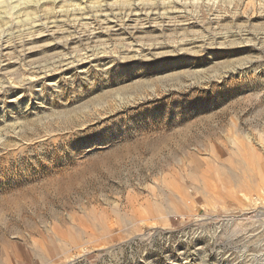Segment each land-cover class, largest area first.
<instances>
[{"label":"rangeland","instance_id":"obj_1","mask_svg":"<svg viewBox=\"0 0 264 264\" xmlns=\"http://www.w3.org/2000/svg\"><path fill=\"white\" fill-rule=\"evenodd\" d=\"M19 40L0 92L55 85L0 99V264H264V0H0Z\"/></svg>","mask_w":264,"mask_h":264},{"label":"bare ground","instance_id":"obj_2","mask_svg":"<svg viewBox=\"0 0 264 264\" xmlns=\"http://www.w3.org/2000/svg\"><path fill=\"white\" fill-rule=\"evenodd\" d=\"M50 1H54V0H50ZM136 4V3H135ZM142 4V3H141ZM100 5V4H99ZM137 5V4H136ZM145 5V4H144ZM148 5H150V4H148ZM158 5H161V4H158ZM163 5V4H162ZM90 6V5H89ZM98 6V5H97ZM108 6V5H107ZM143 6V5H142ZM155 6V5H154ZM132 7V6H131ZM147 7V6H146ZM152 7V6H151ZM155 7H157V6H155ZM100 8V7H99ZM109 8H110V6H109ZM140 8V7H139ZM148 8H149V6H148ZM89 9H90V7H89ZM88 9V10H89ZM113 9V8H112ZM136 10H137V8H135ZM104 10H106V9H104ZM103 10V11H104ZM111 10V9H110ZM109 10V11H110ZM140 10V9H139ZM143 10H144V8H143ZM156 10V9H155ZM92 11V10H91ZM97 11V10H96ZM103 11H102V13H103ZM120 11V10H119ZM164 11V10H163ZM163 11H162V16H163V14L165 13V11H164V13H163ZM167 11V10H166ZM55 12V11H54ZM54 12H51V13H49V14H51V16H52V13L54 14ZM65 12V11H64ZM114 12V11H113ZM138 12V11H137ZM146 12V11H145ZM149 12H150V10H149ZM156 12L158 13V10H156ZM46 13V12H45ZM58 13V12H57ZM66 13V12H65ZM100 13V11L98 12V14ZM107 13V12H106ZM117 13V12H116ZM120 13V12H119ZM127 13V12H126ZM128 13L130 14V12L128 11ZM138 13H140V12H138ZM151 13V12H150ZM161 13V12H160ZM160 13H159V15H160ZM44 14V13H43ZM49 14H47V15H49ZM69 14V13H68ZM67 14V15H68ZM90 14V13H89ZM114 14V13H113ZM128 14V15H129ZM133 14H136V13H133ZM132 14V15H133ZM45 15V14H44ZM59 15V14H58ZM60 15H62V14H60ZM64 15H66V14H64ZM70 15H73V14H70ZM95 15V14H94ZM100 16H101V14H99ZM103 16L104 15H106V14H102ZM120 15V14H119ZM131 15V14H130ZM137 15V14H136ZM149 15V14H148ZM158 15V16H159ZM160 15V16H161ZM165 15V14H164ZM40 16V15H39ZM157 16V15H156ZM40 17H42V16H40ZM50 17V16H49ZM54 17V16H53ZM56 17V16H55ZM64 17V16H63ZM67 17V16H66ZM77 17V16H76ZM102 17V16H101ZM69 18V17H68ZM74 18H75V16H74ZM73 17L69 20V22L68 23H65L64 24V27L65 28H57V29H54V27L56 26V25H51L52 23H54V22H56V20H53V19H51V20H47L46 22H44V23H41V24H39V26L40 25H44L45 26V24H46V30H45V32H47L48 33V36L49 35H66L65 36V41H63L62 42V45H63V49H64V52H63V57L61 58V59H59V61H60V67H62L61 68V72H64V70H66V69H69V68H72V67H76V68H83L82 69V71L84 72V67H85V64H90V63H92L93 61H95L99 56H100V54L102 53V52H100V51H96V50H94V49H92V48H90L89 47V45H87V46H85V55H81V54H79L78 53V51L75 49V48H73L72 46H71V43H72V41L73 40H79V41H88V40H90V36H89V34H87V33H83V34H81V33H79L77 30L78 29H76V28H78V27H75V20H76V18L74 19ZM126 18H129V16H127ZM147 18V17H146ZM158 18V17H157ZM164 18V17H163ZM44 19V18H43ZM87 19H89L88 17H87ZM93 19H96V18H93ZM99 19H101V18H99ZM104 19V18H103ZM105 19H109L110 20V18H105ZM104 19V20H105ZM119 19V18H118ZM131 19V18H130ZM155 19V18H154ZM34 20V19H33ZM32 20V21H33ZM37 21L39 20V19H36ZM66 20V19H65ZM68 20H66V21H68ZM137 20V19H136ZM43 21V20H42ZM44 21H45V19H44ZM63 21V20H62ZM65 21V22H66ZM95 21V20H94ZM124 21H126V19L124 20ZM133 21V20H132ZM138 21V20H137ZM163 21V20H162ZM161 21V22H162ZM34 22V21H33ZM32 22V23H33ZM64 22V21H63ZM98 22V21H97ZM97 22H95V23H97ZM102 22V21H101ZM112 22H114V21H112ZM39 23V22H38ZM100 23V22H99ZM106 23H107V21H106ZM121 23V22H120ZM104 24H105V21H104ZM119 24V23H118ZM118 24H114L113 26H107V27H104V29H103V32H104V34H107V35H109V33H112V32H114V33H116V31H119L120 29H122L124 26H119V28H117L118 27ZM123 24V23H122ZM124 24H126V22L124 23ZM129 24V23H128ZM98 25V24H97ZM99 26V25H98ZM51 27H53V28H51ZM101 27V29H102V26H100ZM100 27H98V28H100ZM122 27V28H121ZM127 27V26H126ZM131 27V25L129 26V28ZM135 28V27H134ZM100 29V30H101ZM126 29V28H125ZM99 30V29H98ZM99 30V31H100ZM98 31V32H99ZM129 31H131V29L129 30ZM124 32V31H123ZM120 33V32H119ZM122 33V32H121ZM137 33V32H136ZM94 34V33H93ZM100 34V33H99ZM103 34V33H102ZM117 34V33H116ZM127 34V33H126ZM95 35V34H94ZM93 35V36H94ZM118 35V34H117ZM92 36V37H93ZM124 36V35H123ZM96 37V36H95ZM112 37V36H111ZM126 37V36H125ZM133 37V36H132ZM52 38V37H51ZM107 38V37H106ZM110 39V38H109ZM121 39V38H120ZM125 39V38H124ZM107 40V39H106ZM119 40V39H118ZM27 41L28 40H24V41H17V42H15L14 44H9V43H7V42H3V43H1L0 44V75H2L5 71H6V69L8 68V67H6V66H8L9 65V60H8V56L11 54V53H13V52H22V54L26 57V54L27 53H29L30 51H28L27 50V47H26V43H27ZM124 41H126V40H124ZM130 42H132V41H130ZM126 43V42H125ZM28 44V43H27ZM131 44V43H130ZM154 45V44H153ZM152 45V46H153ZM132 47V46H131ZM129 50H132V48L130 49V48H128ZM128 49H127V51L126 52H128ZM136 50V49H135ZM139 50V49H138ZM138 52V51H137ZM186 52V51H185ZM133 54H134V52H133ZM140 55V54H139ZM31 56V55H30ZM137 56V55H136ZM3 57H5V58H3ZM113 58V57H112ZM133 58V57H132ZM21 60V59H20ZM9 62V63H6V62ZM23 61V60H22ZM4 63V64H3ZM15 64V63H14ZM25 64V63H24ZM81 71V72H82ZM55 71H53V69H45V70H41L40 71V74H41V77H39V79H31V80H27V81H23L22 80V83H20V84H18V86H11V85H9L8 84V86H4V87H7L6 88V90H4L3 92H0V95H2V94H4V93H6L3 97H0V99H2V101H4L5 102V100H6V97L8 98V96H6V95H8V94H10L11 93V91L13 90V88H14V90L15 89H21L22 91H26L27 89H30L29 88V86H27V85H34L35 83H36V80H41V85H40V87H38L37 88V91H42V88L43 87H45V86H52V85H55L54 83H52L51 81L53 80V76L55 75V73H54ZM58 72V71H57ZM8 82V81H7ZM47 82H49V84L50 85H48L47 84ZM32 87V86H31ZM17 89V90H18ZM13 92V91H12ZM8 93V94H7ZM25 93H27V91L26 92H24V95H25ZM10 96V95H9ZM248 186V185H247ZM178 192V191H177ZM183 194V193H182ZM181 194V195H182ZM178 195V194H177ZM180 196V195H179ZM175 197V196H174ZM180 202L184 205V207L188 204V199H187V197H186V195L184 194L183 196H181L180 197ZM176 204V203H175ZM146 206V205H145ZM153 207V206H152ZM148 212H150L151 214H153V212H154V210H153V208H151V207H147V209H146ZM170 213H172V212H170Z\"/></svg>","mask_w":264,"mask_h":264}]
</instances>
